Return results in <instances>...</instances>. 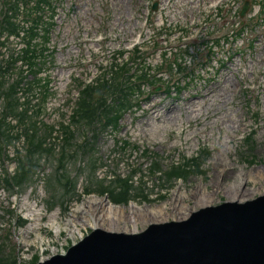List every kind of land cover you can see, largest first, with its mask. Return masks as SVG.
Returning a JSON list of instances; mask_svg holds the SVG:
<instances>
[{
  "label": "rangeland",
  "instance_id": "374dc122",
  "mask_svg": "<svg viewBox=\"0 0 264 264\" xmlns=\"http://www.w3.org/2000/svg\"><path fill=\"white\" fill-rule=\"evenodd\" d=\"M115 1L119 6L120 0H24L20 3L22 7L16 19L21 30L31 28L34 22L41 23L39 35L31 47L32 55L29 57L32 59L23 73L30 82L41 88L34 91L36 98L21 89L18 92L23 108L27 107L25 100L31 99L30 110L43 109L34 118L41 128L39 138L42 142L44 131L49 130L44 124L58 128L63 118L60 116L72 114L75 106H69L70 94L75 92L77 84L81 80H95L103 69L115 62L117 52L126 51L124 46L131 41V35L136 37L135 31L139 26L118 17V14L130 13L132 0H122L124 8L116 7ZM249 1L250 9L244 18L238 17L236 21L226 19L224 25L212 26L208 41L202 37L168 54L167 58L173 60L171 73L186 68L192 60L198 61L196 71L176 81L168 91L179 96L190 92L186 97L194 96L196 100L189 98L184 104L177 105L164 98L166 88L146 83L138 98V107H135L138 110L131 111L132 115L126 114L122 119L128 126L126 130L116 132L113 127L102 130L100 127L94 128L96 125L94 129L74 127V144L88 141V146L92 147L87 154L79 157L77 167H84L92 158H98V162L105 165L98 173L99 178H113L114 169L119 170L122 176L132 175L136 187L130 191L127 204H115L106 197L82 195L84 190L88 192V185L82 178L74 196H65L52 206L53 195L58 191L62 193L64 186L52 180L56 174V158L43 157L41 169L36 171L33 183L23 190L7 188L2 179L14 175L17 164L7 161L6 157L0 160V264L6 258H16L17 264H29L35 257H39L38 262L44 261L48 256L76 243L93 228L138 234L152 224L182 222L200 208L218 206L225 201H252L264 196V14L254 22L248 20L264 5L258 0ZM3 2L5 0H0V11L5 7L2 6ZM188 5H193L194 9ZM201 5L202 2L198 0L196 4L195 0H158L157 14L167 15L170 19L178 18L182 22ZM240 21L243 22L242 26ZM225 29L226 33L220 36ZM13 30L16 31L17 27ZM235 31L238 34L234 35ZM24 36L22 34L21 38L0 45V85L6 89L2 93L22 75L20 64L15 66L10 61L15 52L25 47ZM34 36H29V42ZM193 51L195 54L191 57ZM166 53L153 56L140 54L139 57L148 59L149 66L154 64V69L162 66ZM207 59L211 61L207 62ZM225 62L228 64L224 67ZM230 71L233 72V80L231 75L225 80ZM44 82L46 86L51 84L54 88V98L45 104L39 101V91L44 98ZM211 86H215V89L221 86L213 98L202 94H212L213 91L207 89L210 87L209 90H212ZM151 90L154 91L153 95H149ZM173 94L169 96L177 99L178 96ZM184 98L181 96V99ZM77 99L78 93L75 92L74 102ZM199 100V105H205L207 116L204 107L198 106ZM4 104V98L0 95V112ZM188 107L193 108V112ZM147 109L150 112L156 109L150 115L153 118L161 117L163 112L160 119L153 121L154 130L148 127H153L152 119L148 118L149 125L144 119L146 112L141 115L140 121V126L144 127H139V116ZM129 119L131 125L128 124ZM200 119L204 120L201 122ZM172 122L177 126L184 123L175 131ZM194 122L203 123L201 130ZM57 136L54 134L47 140V144H55L56 154L60 144ZM159 139L161 142L156 150V158L145 165L144 173L140 155ZM117 140H128L130 146L124 151L118 147ZM252 140L254 144L251 148L248 142ZM14 145L23 148L21 140L15 141ZM201 150L209 152L201 159V173L192 174L186 179L166 183L165 178L160 180V175H153L150 170L156 160L161 164V170H168L174 162H178L177 159L181 160L184 156L194 158ZM10 151L13 153L14 147ZM22 152L26 153V150ZM135 169L138 171L133 174ZM63 173L62 170L60 174ZM84 173L88 177V173ZM238 174L245 182L237 197L238 191L234 187L239 182ZM251 175L256 180H250ZM64 182L66 187L70 185L66 178ZM140 189L143 190L142 197L137 196ZM78 193L82 201L77 198ZM150 205L154 208L150 209ZM103 218L111 219L113 223L95 227L94 224L100 223ZM116 223L120 230H115ZM135 226L138 230L134 232Z\"/></svg>",
  "mask_w": 264,
  "mask_h": 264
},
{
  "label": "water",
  "instance_id": "95a60500",
  "mask_svg": "<svg viewBox=\"0 0 264 264\" xmlns=\"http://www.w3.org/2000/svg\"><path fill=\"white\" fill-rule=\"evenodd\" d=\"M248 8L249 2L242 16ZM37 264H264V196L200 208L138 234L95 229Z\"/></svg>",
  "mask_w": 264,
  "mask_h": 264
},
{
  "label": "trees",
  "instance_id": "16d2710c",
  "mask_svg": "<svg viewBox=\"0 0 264 264\" xmlns=\"http://www.w3.org/2000/svg\"><path fill=\"white\" fill-rule=\"evenodd\" d=\"M43 1V0H42ZM7 12H5L2 22L0 24L1 33H9L14 34L13 28L18 26L13 22L12 16L8 14V12H12L14 14L16 12V4L11 1L7 4ZM31 51L26 54L25 58L30 63L32 58L29 55H32ZM31 66V65H30ZM122 76L119 75L114 80L113 84L109 85H100L96 88L90 89L84 95L83 101L80 103V108L78 113L73 119H71L68 125L62 124L60 126L61 134L63 133L64 140V148L60 158L58 159V164L63 165L65 167V162L67 158L71 157L70 153L74 151V154L77 152H81L83 150H88V144H74L75 140V132L74 127H91L96 125L97 123H105L106 120L112 119L115 114V106L118 99L120 98L119 94L122 93L123 86L116 84L114 85L119 78ZM38 85L34 82H30L29 77H22L20 80L15 82L6 92L2 93V96L6 100V109L4 111V116L0 118V142L7 147L11 145L13 142L12 135L13 128L11 129V125L6 123V118L9 116H14L19 119L20 127H24L22 130V134L26 137V153L16 152L15 160L17 161V170L15 175L7 176L5 178L6 185L13 190L20 188L23 190L27 185L33 183L34 174L36 169L38 168L37 162L41 157H44L45 153L48 155H53L54 148H48L46 146L47 140L53 136L55 132V128L52 126H47L44 124L46 129L44 131V142L39 138V132L41 128L38 126V122L34 120V116H38L42 113V108L40 107L36 111L32 112L30 116L28 112L30 111L29 105L31 104L30 100L26 102L27 107L24 108V111L20 109V98L18 97V91L22 88L26 94H31L33 97ZM35 91V92H34ZM52 95L51 89L45 85L44 82V98H40V102L44 104L47 102L49 96ZM109 97H115L116 102L114 105L108 104ZM75 148V150H74ZM193 165L195 169H192ZM97 162L93 159L89 162L90 168V180L92 186L88 189V192L95 191L100 194H104L106 192L109 193L110 199L115 204H127L130 200V183L128 180L117 179L109 186H105L104 183L97 182L94 178V171L96 170ZM154 170H158L159 166L155 163ZM201 173L200 171V163L195 160L193 162H186L182 166L174 167L170 172L166 174L168 180H172L173 178H182L186 179L192 174ZM70 182V185L66 187V183L64 179ZM58 181V183H63V192L58 191L53 195L54 203L52 206L57 205L62 198L65 196H74V182L69 179L67 175H55L52 180ZM49 182V178H48ZM138 197L141 194L137 195ZM39 257H35L33 259L32 264L37 263ZM2 264H17L16 258L14 260L11 259H2Z\"/></svg>",
  "mask_w": 264,
  "mask_h": 264
},
{
  "label": "bare ground",
  "instance_id": "6f19581e",
  "mask_svg": "<svg viewBox=\"0 0 264 264\" xmlns=\"http://www.w3.org/2000/svg\"><path fill=\"white\" fill-rule=\"evenodd\" d=\"M218 122H219V121H218ZM218 122H217V123H218ZM236 123H237V122H235V124H236ZM227 128H228V127H227ZM230 128H231V127H230ZM234 128H237V127L235 126ZM228 129H229V128H228ZM229 130L232 131L231 129H229ZM237 178L239 179V182H238V184H236L237 186L235 185L236 187H234V188H235V190L238 191V193H237V197H238V196L241 194V192H242V191H241V188H242V186L244 185V182H245V181H244V179H243V177H242L241 174H238V175H237ZM250 180H256V178H254V176L251 175V176H250ZM235 196H236V195H235ZM237 197H236V198H237ZM204 199H205V196H204ZM206 200H211V199H206ZM214 207H216V206H214ZM120 210H121V208H120ZM151 213H152L153 215H155L154 211H152ZM107 222H109V223H111V224L113 223V221H112L111 219H105V218H103L102 221H101L100 223H95L94 226H95V227H98V226L103 225V224H105V223H107ZM116 224H117V225H116L115 230H120V227H119L118 223H116ZM135 224H136V223H135ZM135 228H136L135 230L133 229L134 232L138 230L137 226H135ZM113 229H114V228H113ZM119 232H120V231H119Z\"/></svg>",
  "mask_w": 264,
  "mask_h": 264
}]
</instances>
